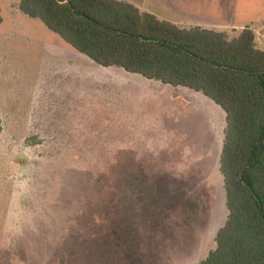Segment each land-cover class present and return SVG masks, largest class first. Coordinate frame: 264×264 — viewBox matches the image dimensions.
I'll return each mask as SVG.
<instances>
[{
    "label": "rangeland",
    "instance_id": "374dc122",
    "mask_svg": "<svg viewBox=\"0 0 264 264\" xmlns=\"http://www.w3.org/2000/svg\"><path fill=\"white\" fill-rule=\"evenodd\" d=\"M119 1L264 50V0ZM0 15V264H199L224 221L209 229L224 113L97 66L15 0Z\"/></svg>",
    "mask_w": 264,
    "mask_h": 264
},
{
    "label": "trees",
    "instance_id": "16d2710c",
    "mask_svg": "<svg viewBox=\"0 0 264 264\" xmlns=\"http://www.w3.org/2000/svg\"><path fill=\"white\" fill-rule=\"evenodd\" d=\"M15 1L97 66L192 90L224 113L218 165L227 216L199 264H264V50L254 32L228 39L179 28L119 0Z\"/></svg>",
    "mask_w": 264,
    "mask_h": 264
},
{
    "label": "crops",
    "instance_id": "0c3cea01",
    "mask_svg": "<svg viewBox=\"0 0 264 264\" xmlns=\"http://www.w3.org/2000/svg\"><path fill=\"white\" fill-rule=\"evenodd\" d=\"M175 2H182L181 0H174ZM127 2V1H126ZM127 3H130L132 4L133 6H135L138 10H140L141 12H145V13H149V14H152L154 15L153 11L150 10V9H147L145 6H136L135 4H133L132 2L128 1ZM219 4V3H218ZM145 5V4H144ZM220 6V5H219ZM241 11V9H240ZM237 15V11L235 9L231 10V13H227V17H231L232 19L234 17H236ZM157 19L159 20H163L161 18H158L157 15H154ZM227 19V18H226ZM173 24V23H172ZM177 27H179L178 25H176ZM192 27H199L198 25L196 26H192ZM179 28H182V27H179ZM191 28V27H189ZM199 28H203V27H199ZM205 29V28H203ZM58 37V36H57ZM59 38V37H58ZM60 39V38H59ZM61 40V39H60ZM62 41V40H61ZM135 75V74H133ZM136 76H139V75H136ZM141 77V76H139ZM148 81H151V80H148ZM166 86H169V85H166ZM215 175H216V178L220 177L221 178V187L219 190V188H216V196H215V199H214V202L211 206V209H210V215H209V222H208V226H209V229H211L213 226H214V223H216L217 221V217H219V215L221 214H224V221L222 222V225H220L219 227H217L215 229V234L216 232L223 226L225 220H226V216H227V211H226V207H225V193H224V189H223V182H222V177H221V174L219 172V168L216 170V172H214ZM188 249V248H187ZM186 249V250H187Z\"/></svg>",
    "mask_w": 264,
    "mask_h": 264
}]
</instances>
